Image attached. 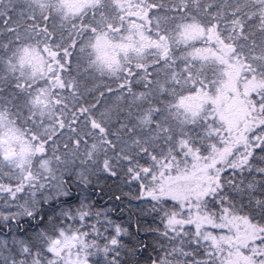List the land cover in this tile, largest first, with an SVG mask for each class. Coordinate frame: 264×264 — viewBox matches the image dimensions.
<instances>
[{
	"label": "snow or ice",
	"instance_id": "1",
	"mask_svg": "<svg viewBox=\"0 0 264 264\" xmlns=\"http://www.w3.org/2000/svg\"><path fill=\"white\" fill-rule=\"evenodd\" d=\"M0 264H264V0H0Z\"/></svg>",
	"mask_w": 264,
	"mask_h": 264
}]
</instances>
